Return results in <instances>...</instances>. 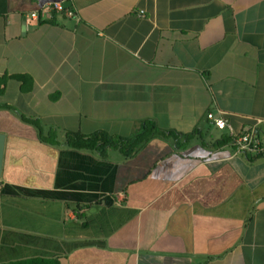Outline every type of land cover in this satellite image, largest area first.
Wrapping results in <instances>:
<instances>
[{"label": "crops", "instance_id": "0c3cea01", "mask_svg": "<svg viewBox=\"0 0 264 264\" xmlns=\"http://www.w3.org/2000/svg\"><path fill=\"white\" fill-rule=\"evenodd\" d=\"M209 113L264 140V0H0V264H264V158ZM145 120L194 135L67 142Z\"/></svg>", "mask_w": 264, "mask_h": 264}, {"label": "trees", "instance_id": "16d2710c", "mask_svg": "<svg viewBox=\"0 0 264 264\" xmlns=\"http://www.w3.org/2000/svg\"><path fill=\"white\" fill-rule=\"evenodd\" d=\"M30 120L28 118H25ZM35 121V120H31ZM158 125L153 120H145L141 130L130 137H117L110 136L105 132H98L91 135H85L80 132L68 133L67 142L68 145L76 149L95 150L101 156L105 157L109 148H117L120 150L126 158L132 157L137 153L139 148L145 143L149 142L155 135L162 134ZM174 137L177 140V145L184 147L186 142L194 134L180 135L175 131H170L169 134L164 132L163 136ZM231 139V138H228ZM12 264H36L34 262H14Z\"/></svg>", "mask_w": 264, "mask_h": 264}, {"label": "built area", "instance_id": "2783aa9c", "mask_svg": "<svg viewBox=\"0 0 264 264\" xmlns=\"http://www.w3.org/2000/svg\"><path fill=\"white\" fill-rule=\"evenodd\" d=\"M51 9L67 14L68 16L73 15L71 9L65 8L60 3H55L51 5ZM27 19L37 20L39 18L38 12H33L28 14ZM208 118L220 129H228L230 135L233 138V142L237 147L238 151L249 157H263L264 158V140L258 134L256 128H252L244 134H236L232 124L224 116H214L212 113L208 114Z\"/></svg>", "mask_w": 264, "mask_h": 264}, {"label": "water", "instance_id": "95a60500", "mask_svg": "<svg viewBox=\"0 0 264 264\" xmlns=\"http://www.w3.org/2000/svg\"><path fill=\"white\" fill-rule=\"evenodd\" d=\"M5 146H6V135L4 133H0V178L3 170Z\"/></svg>", "mask_w": 264, "mask_h": 264}]
</instances>
